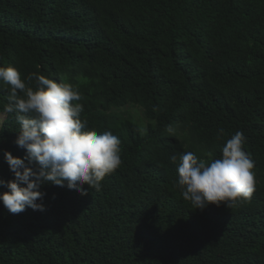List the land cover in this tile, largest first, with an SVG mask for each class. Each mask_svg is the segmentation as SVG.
Returning a JSON list of instances; mask_svg holds the SVG:
<instances>
[{"label":"trees","instance_id":"1","mask_svg":"<svg viewBox=\"0 0 264 264\" xmlns=\"http://www.w3.org/2000/svg\"><path fill=\"white\" fill-rule=\"evenodd\" d=\"M8 65L76 87L82 119L120 139L122 163L86 195L42 185L43 211L0 202V264H264V0H0ZM237 131L254 162L251 198L192 209L170 157L218 158ZM17 135L4 114L5 181V150L26 155Z\"/></svg>","mask_w":264,"mask_h":264},{"label":"clouds","instance_id":"2","mask_svg":"<svg viewBox=\"0 0 264 264\" xmlns=\"http://www.w3.org/2000/svg\"><path fill=\"white\" fill-rule=\"evenodd\" d=\"M0 88L8 93L2 112L15 114V143L26 153L21 158L4 152L14 179H0V186L7 189L0 192V202L10 213L29 207L43 211L40 188L46 183L67 186L81 195L87 194L85 184L99 191L106 175L120 167V139L110 130L89 129L81 116L83 98L71 83L35 72L22 78L16 67L8 65L0 66ZM245 143L244 133L237 131L218 158L212 152L203 158L191 151L170 157L177 165L176 185L192 209L203 211L210 204L230 209L251 198L254 162L243 149Z\"/></svg>","mask_w":264,"mask_h":264},{"label":"rangeland","instance_id":"3","mask_svg":"<svg viewBox=\"0 0 264 264\" xmlns=\"http://www.w3.org/2000/svg\"><path fill=\"white\" fill-rule=\"evenodd\" d=\"M124 110H127L128 113L132 116V118L138 123L140 124L142 127H145L144 125L146 124V121L144 120V123L142 122V115H141V108L138 106H134V105H130L127 104L123 107ZM4 118V114L0 113V123L2 121V119Z\"/></svg>","mask_w":264,"mask_h":264}]
</instances>
